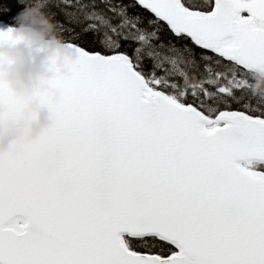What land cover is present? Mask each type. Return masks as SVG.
Returning a JSON list of instances; mask_svg holds the SVG:
<instances>
[{"label":"snow or ice","instance_id":"snow-or-ice-1","mask_svg":"<svg viewBox=\"0 0 264 264\" xmlns=\"http://www.w3.org/2000/svg\"><path fill=\"white\" fill-rule=\"evenodd\" d=\"M42 6L76 57L0 154V264H264V0Z\"/></svg>","mask_w":264,"mask_h":264},{"label":"clouds","instance_id":"clouds-1","mask_svg":"<svg viewBox=\"0 0 264 264\" xmlns=\"http://www.w3.org/2000/svg\"><path fill=\"white\" fill-rule=\"evenodd\" d=\"M18 2L24 7L13 17L15 26L12 28L34 41H43L48 33H52V39L44 53L29 52L24 45H19L15 49L5 47L4 51L15 57L18 63L11 66L5 65L4 78L11 83L18 95L30 97L38 88H48L51 100L59 101L61 92L58 88H49L48 85L41 84V77L57 74L46 67L49 63L47 57L55 55L56 50L59 49L56 66L62 71L68 61L76 57V52L67 47L60 34L56 33V24L53 19H42L40 22L47 27L39 31L32 26L36 23V9L31 5L30 0H18ZM37 114L39 118L34 119L33 117ZM54 123L55 117L49 108L41 107L38 100H29L19 120L0 124V154L16 152L20 144L38 140Z\"/></svg>","mask_w":264,"mask_h":264},{"label":"water","instance_id":"water-1","mask_svg":"<svg viewBox=\"0 0 264 264\" xmlns=\"http://www.w3.org/2000/svg\"><path fill=\"white\" fill-rule=\"evenodd\" d=\"M9 28H11V36H5L4 38H0V78H2L13 90L16 96L21 97L25 100V103L22 106L20 115L17 117H7L4 114L8 112V106L6 104H0V116H4L3 119H0V124H4L7 121H16L19 120L22 117L23 108L26 106L29 100H38L41 107H47V104L42 103L41 101V95H46L50 98L49 95V89L48 88H38L36 91L32 93L30 97H25L22 95H18L16 90L13 88L11 83H9L7 80H5V65H15L18 63L17 59L13 56L8 55L7 52L4 51L5 47L10 49H15L19 45H24L26 49L29 52L32 53H44L47 51L48 47L50 46L51 40L44 39L43 41H34L30 38L25 37L24 35L18 33L15 28L9 27L3 23L0 22V31H7ZM59 49L56 50L55 55L48 56L47 59L49 63L46 65L49 71L56 72V75H53L51 77H41V84H46L49 86V88H55L51 81L54 77H56L59 73V68H57L56 63L59 58ZM35 59V57H33ZM251 73H254L264 79V71L262 70H256ZM51 99V98H50ZM50 110V109H49ZM34 119H38V114L33 117Z\"/></svg>","mask_w":264,"mask_h":264},{"label":"trees","instance_id":"trees-1","mask_svg":"<svg viewBox=\"0 0 264 264\" xmlns=\"http://www.w3.org/2000/svg\"><path fill=\"white\" fill-rule=\"evenodd\" d=\"M55 2L56 0H30L31 5L36 9V23L32 25L34 28L39 31H43L46 29L47 26L44 23H41L40 21L44 18H47L49 20H51L52 18L45 12L42 3L45 4V9H48V7L54 4ZM23 7L24 5L19 3L18 0H0V10L3 12V14H0V20L7 22L11 26H15L14 21H7L6 19L15 16L18 11L21 10ZM52 10L55 11V9ZM6 12H8V14H5ZM55 20H62V17L57 16ZM56 33L59 34L57 29ZM63 38L67 42L79 43V41L70 38L68 33H64ZM45 39H52V33H48ZM248 79L251 84V90L256 94L264 95V81L251 74H249ZM256 99L257 98L255 97L252 99L253 104H255Z\"/></svg>","mask_w":264,"mask_h":264},{"label":"rangeland","instance_id":"rangeland-1","mask_svg":"<svg viewBox=\"0 0 264 264\" xmlns=\"http://www.w3.org/2000/svg\"><path fill=\"white\" fill-rule=\"evenodd\" d=\"M0 14H3V12H2L1 10H0ZM5 14H8V12H6ZM13 17H15V16H13ZM13 17H12V18H7L6 20H7V21H9V20L14 21V20H13Z\"/></svg>","mask_w":264,"mask_h":264}]
</instances>
